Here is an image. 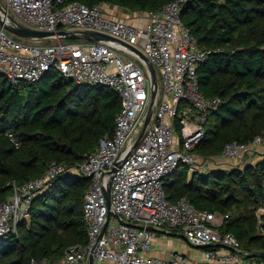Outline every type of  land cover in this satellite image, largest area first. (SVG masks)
<instances>
[{"label": "built area", "instance_id": "1", "mask_svg": "<svg viewBox=\"0 0 264 264\" xmlns=\"http://www.w3.org/2000/svg\"><path fill=\"white\" fill-rule=\"evenodd\" d=\"M186 2L169 1L149 12L143 25H136L111 15L104 3L0 0L2 17L7 11L19 25L55 33L20 40L0 25V73L11 84L38 81L54 68L67 80L114 89L122 104L114 134L100 138L82 162L52 163L42 176L14 185V194L0 203L1 237L17 231L33 199L60 175L90 181L83 203L88 242L70 246L58 261L32 259L31 264H90L91 260L92 264H264L243 251L234 234L220 231L229 214L199 210L186 197L172 202L166 193L180 164H191L197 171L204 167L194 149L204 140L209 116L221 103L219 97L208 98L201 90L197 70L209 52L200 48L183 22ZM60 30L94 31L117 41L70 40L59 35ZM124 43L141 50L159 78L155 110L136 146L152 87L137 53ZM8 136L21 147L12 133ZM261 146L260 135L248 143L234 140L225 144L221 156L244 161ZM109 184L110 206L105 196ZM157 232L184 235L187 244L203 249V259L183 253L168 258L148 255Z\"/></svg>", "mask_w": 264, "mask_h": 264}, {"label": "trees", "instance_id": "2", "mask_svg": "<svg viewBox=\"0 0 264 264\" xmlns=\"http://www.w3.org/2000/svg\"><path fill=\"white\" fill-rule=\"evenodd\" d=\"M80 1L149 13L172 0ZM182 19L209 52L197 70L201 90L221 99L194 153L218 155L227 142L264 137V0H187ZM121 108L114 89L67 80L54 68L38 81L18 84L0 73V203L14 194V185L42 176L54 162H82L100 138L114 134ZM190 168L182 163L171 174L165 187L169 199L186 197L199 210L229 214L220 231L234 234L243 251L264 262V256L252 257L264 252V217L260 221L257 215L264 207V158L244 168L196 171L189 178ZM89 184L60 175L38 194L17 231L0 237V264L58 261L70 246L86 244L83 203Z\"/></svg>", "mask_w": 264, "mask_h": 264}, {"label": "water", "instance_id": "3", "mask_svg": "<svg viewBox=\"0 0 264 264\" xmlns=\"http://www.w3.org/2000/svg\"><path fill=\"white\" fill-rule=\"evenodd\" d=\"M1 9V6H0ZM0 25L6 29L8 32L11 34L23 38V39H33V38H47L52 35H54V32H49V31H38V30H33L27 27H24L22 25H19L13 16L9 14L7 11L4 12V17L1 16L0 13ZM59 35H62L66 39L70 40H89V41H102V40H115L117 41L116 38L109 36L107 34L99 33V32H94V31H84L81 33H77L74 31H67V30H60L58 32ZM119 41V40H118ZM125 44V43H124ZM132 50H134L141 62L143 63L147 73L150 75V81H151V87H152V96H151V101L150 105L147 111V118L145 121V124L142 128L140 137L135 143V146L139 143V140L141 136L143 135L147 125L150 122V119L153 115V112L155 110V105H156V98H157V93H158V88H159V78L157 74V70L154 67V65L150 62V60L147 58V56L139 49H137L134 46H131L129 44H125ZM105 196L107 200V204L110 206L111 205V192H110V184L107 186L105 189ZM184 238V235L180 234ZM264 252L258 253L255 255H252V257H263ZM93 263V260L90 261V264Z\"/></svg>", "mask_w": 264, "mask_h": 264}, {"label": "crops", "instance_id": "4", "mask_svg": "<svg viewBox=\"0 0 264 264\" xmlns=\"http://www.w3.org/2000/svg\"><path fill=\"white\" fill-rule=\"evenodd\" d=\"M120 8H122V7H120ZM120 8H116V7L109 8L107 6V10L109 11V13L111 15H113L117 18L125 19L131 23H134V18L131 17L132 15L128 12L123 11L122 9L120 10ZM131 13H133V12H131ZM142 18H143L142 14L139 13L138 17H135L137 23H134V24L143 25L144 23L143 24L140 23ZM147 19H148V15L146 17V20ZM256 152H257V157L255 158V161H253L252 155L249 158H246L244 161H239L237 159L226 160L221 156V153H220L218 155H214L213 163L208 162L206 164V166L204 165L205 168L203 167L198 171L206 172L207 170H230V169L234 168L235 165H241V164L243 167H240V168H244L248 164L255 165L258 161H260L262 158H264V155H263L264 154V147L261 146L260 148H257ZM236 163H238V164H236ZM228 166H231V168H227ZM189 170H190L189 171V178H190L192 176V174L194 172H196L197 170H193L192 168H190ZM260 221H262L261 218H260ZM180 244H181V248H180L181 250L180 251L179 250H177L175 252L171 251L170 250L171 247L168 246V239H166L163 235H161V233L157 232V236L154 239L153 248L148 253V255L154 256V257H159V258H168L173 253H183L190 258L203 259V249L202 248H194V247L190 246L189 244H187L185 240ZM259 261H261V260H259ZM261 262L264 263L263 261H261ZM97 264H117V263L113 262V261H102V262H99Z\"/></svg>", "mask_w": 264, "mask_h": 264}, {"label": "rangeland", "instance_id": "5", "mask_svg": "<svg viewBox=\"0 0 264 264\" xmlns=\"http://www.w3.org/2000/svg\"><path fill=\"white\" fill-rule=\"evenodd\" d=\"M109 8H112V7H116V8H120V7H118V6H116V5H112V4H106ZM123 10V11H125V12H128V13H130L132 16V18H134V23H137V21H136V19H135V17H138V14L140 13V14H142V20L140 21V23L141 24H143V23H145L146 22V17H147V15H148V12H143V11H139V13L138 12H133V13H131L132 11L131 10H128V9H126V8H120V10ZM10 33V32H9ZM12 37H14V38H16V39H22V38H20V37H17V36H15V35H13L12 34ZM199 155V154H198ZM214 155H216V154H213V153H211V152H209V151H206L205 153H203V155H200V156H202V158H203V161L205 162V165L209 162H211V163H213V157H214ZM253 157H252V159H253V161H255V158L257 157V152H255L254 153V155H252ZM236 164H238V163H236ZM190 166H191V164H190ZM240 167H243L242 166V164L241 165H235V167L234 168H240ZM227 168H231V166H228ZM263 209H264V207H261L259 210H258V212H257V215H258V217L259 218H261V220H262V218L264 217V211H263ZM262 233H264L263 231H262ZM161 235H163L166 239H168V246L169 247H171L170 248V250L171 251H177V250H181L180 248H181V244L180 243H182L185 239L182 237V236H180V235H178V234H171V235H168V234H161Z\"/></svg>", "mask_w": 264, "mask_h": 264}]
</instances>
